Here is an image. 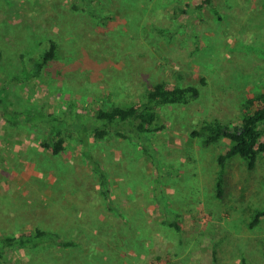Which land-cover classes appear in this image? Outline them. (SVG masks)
Wrapping results in <instances>:
<instances>
[{"label": "rangeland", "instance_id": "1", "mask_svg": "<svg viewBox=\"0 0 264 264\" xmlns=\"http://www.w3.org/2000/svg\"><path fill=\"white\" fill-rule=\"evenodd\" d=\"M202 1L93 0L83 11L80 0H0V235L40 227L78 242L17 249L12 264H264V217L250 226L264 208V154L252 169L227 159L219 195L229 141L190 136L204 120H237L264 88V0L193 10ZM176 2L191 7L176 15ZM48 38L57 57L26 79ZM159 79L200 94L159 107L148 150L134 137L79 138L77 115L137 101ZM53 124L66 139L58 155L41 146Z\"/></svg>", "mask_w": 264, "mask_h": 264}, {"label": "trees", "instance_id": "2", "mask_svg": "<svg viewBox=\"0 0 264 264\" xmlns=\"http://www.w3.org/2000/svg\"><path fill=\"white\" fill-rule=\"evenodd\" d=\"M93 0H80V4L73 7L78 9L85 6L92 8ZM204 4L216 10L211 0H203L193 6V10L202 8ZM189 3L176 2L173 4L174 14L187 13ZM81 9V10H82ZM92 12L97 15L93 8ZM98 16V15H97ZM163 31V29H158ZM42 49L29 68H23L26 79L38 74L51 60L57 57L58 43L48 38L42 43ZM200 94V88L194 83L169 84L164 79L155 80L143 92L136 101L127 105L113 104L109 108L97 107L91 114L82 113L77 115L75 123L76 131L82 135L91 136L95 141L104 140L110 134L123 138L132 137L139 140L144 149L148 150L147 143L150 134L158 131L161 126L157 125L158 109L167 104H187L196 99ZM54 125V124H53ZM193 138H199L204 146H209L226 138L229 145L226 150L219 154L220 177L217 181V193L222 194V173L225 161L234 156L241 157L249 169H252L260 154H264V88L252 91L240 105V117L234 121H224L219 118L207 119L199 127L190 132ZM66 139L61 129L53 126L50 133L41 141V146L58 155L65 149ZM86 158L91 163L93 170L100 178L103 193L109 196V178L98 157L91 149H87ZM264 217V208L254 211L250 226L257 224ZM177 230V223L171 222ZM39 244L53 245L57 247H71L78 244L73 238L64 237L59 232L49 229L35 227L33 231L21 232L13 235H0V264H12L7 256L11 251ZM241 264H247L245 259Z\"/></svg>", "mask_w": 264, "mask_h": 264}]
</instances>
